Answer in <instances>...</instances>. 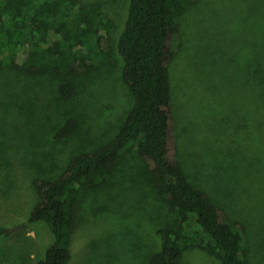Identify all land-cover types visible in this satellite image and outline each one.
Wrapping results in <instances>:
<instances>
[{
    "label": "rangeland",
    "instance_id": "374dc122",
    "mask_svg": "<svg viewBox=\"0 0 264 264\" xmlns=\"http://www.w3.org/2000/svg\"><path fill=\"white\" fill-rule=\"evenodd\" d=\"M100 1L116 23L108 56L69 77L50 69L0 71V226L28 222L35 179L60 175L77 153L110 142L133 95L118 40L130 0ZM181 49L170 65L177 150L190 180L246 228L249 264H264V0H196L180 20ZM76 91L65 98L62 83ZM79 123L70 137L57 132ZM133 141L104 187L76 209L70 264H149L162 248L158 229L176 212L158 193ZM191 230L198 229L195 218ZM202 237H205L204 234ZM45 222L0 236V264H36L53 242ZM182 264H221L187 250Z\"/></svg>",
    "mask_w": 264,
    "mask_h": 264
},
{
    "label": "trees",
    "instance_id": "16d2710c",
    "mask_svg": "<svg viewBox=\"0 0 264 264\" xmlns=\"http://www.w3.org/2000/svg\"><path fill=\"white\" fill-rule=\"evenodd\" d=\"M194 1L130 0L118 51L132 108L110 142L75 154L55 178L35 179L38 201L28 222H45L54 238L36 264H70L79 203L89 191L105 186L136 140L158 193L176 212L158 229L162 248L149 264H182L186 251L195 248L221 264H249L246 228L190 180L178 157L170 65L181 49V17ZM116 30L100 1L0 0V71L11 67L34 74L50 69L61 77L73 76L108 56ZM59 91L72 98L76 85L62 83ZM78 126L76 119H68L56 136L70 137ZM192 218L196 230L189 229ZM26 223L0 226V236L21 231Z\"/></svg>",
    "mask_w": 264,
    "mask_h": 264
}]
</instances>
